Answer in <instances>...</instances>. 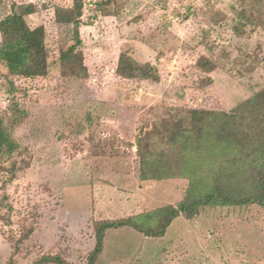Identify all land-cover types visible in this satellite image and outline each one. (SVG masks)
Returning a JSON list of instances; mask_svg holds the SVG:
<instances>
[{
  "label": "rangeland",
  "instance_id": "obj_1",
  "mask_svg": "<svg viewBox=\"0 0 264 264\" xmlns=\"http://www.w3.org/2000/svg\"><path fill=\"white\" fill-rule=\"evenodd\" d=\"M99 1L83 0L81 81L63 79L58 64L69 28L54 11L73 0H0V20L33 6L26 21L45 28L50 53L45 78L10 79L0 68V116L11 102L27 110L13 127L19 152L0 163V264H89L98 222L176 207L188 182L140 179L141 134L163 144L186 111L227 112L264 87V0H114L101 11ZM128 46L155 65L158 83L116 75ZM200 57L215 69L200 71ZM95 264H264V207L179 215L159 238L108 230Z\"/></svg>",
  "mask_w": 264,
  "mask_h": 264
},
{
  "label": "trees",
  "instance_id": "obj_2",
  "mask_svg": "<svg viewBox=\"0 0 264 264\" xmlns=\"http://www.w3.org/2000/svg\"><path fill=\"white\" fill-rule=\"evenodd\" d=\"M114 0L96 2L97 10L110 9ZM83 0H73L67 8L54 11L55 24L69 28L67 41L58 56L63 79L86 80L79 29L84 25ZM35 13L33 6L18 7L0 20V68L7 78L35 79L49 74V48L42 25L31 28L26 18ZM242 19L245 12L239 13ZM196 67L208 73L215 64L200 57ZM116 75L125 81L158 83L155 65L139 61L128 46L119 54ZM9 91L15 87L8 82ZM9 115L0 116V163L13 158L20 144L13 127L23 122L27 110L11 102ZM140 179L147 181L187 180L184 200L176 207L128 217L100 221L95 225V246L88 257L95 264L103 251L105 233L124 227L159 238L179 215L193 219L200 210L209 208L243 207L257 204L264 207V87L249 98L235 104L227 112L194 109L178 116L165 136L157 143L148 134L139 137ZM1 166V165H0ZM15 175V166L10 169ZM40 263L65 264L60 258H43Z\"/></svg>",
  "mask_w": 264,
  "mask_h": 264
}]
</instances>
